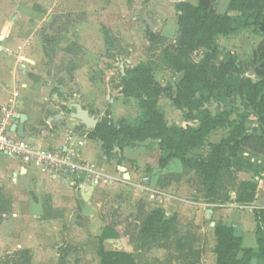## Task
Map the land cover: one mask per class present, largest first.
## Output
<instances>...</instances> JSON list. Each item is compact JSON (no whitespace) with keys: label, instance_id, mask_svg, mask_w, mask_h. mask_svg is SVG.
Instances as JSON below:
<instances>
[{"label":"rangeland","instance_id":"374dc122","mask_svg":"<svg viewBox=\"0 0 264 264\" xmlns=\"http://www.w3.org/2000/svg\"><path fill=\"white\" fill-rule=\"evenodd\" d=\"M66 1L67 8L61 12L55 8L39 20L43 25L32 34L33 41L9 47L5 39L0 38V47H4V50H0V57H12L18 61V64H15L16 71L22 70L19 65L25 63L24 58L37 61L32 70L37 69L43 73L44 83L50 87L51 94L66 104L86 100V95L93 99L91 88L89 89L92 87L90 81L97 87L95 90L97 93L94 95V103L89 100H86V103L87 106L91 105L92 115L100 120L110 116L112 121L125 119L131 124L139 123V102L127 98L123 88L124 77H129L132 69L141 63L152 66L156 80L164 89L176 92L182 74L166 64L164 53L177 44L179 28L176 5L182 0ZM185 2L197 5L199 0ZM227 3L228 0H225V5ZM223 7V0H215L214 8L217 12L222 13ZM10 34L7 29L0 28V36L10 38ZM152 35L159 39L157 45L150 42ZM50 37L52 40H49ZM244 37L247 40L241 47V43L230 44L225 38H219L221 57H228L235 49H240V54L237 52L234 54L248 71L247 76L254 77L255 69L264 63V59L256 54L258 44L248 43L249 35ZM43 51H46L45 57H31L35 56V53L42 54ZM204 53L202 50L195 53V59L199 61ZM27 73L32 74L30 69ZM102 98L106 100L100 106V110L96 107L95 101ZM205 107L213 114L231 108L244 111L240 101L229 100L222 95L207 101ZM159 108L168 123L183 127L188 125L187 111L176 109L167 97L160 99ZM227 135L228 129L218 130L207 141L205 148L192 152L189 157L192 160L205 158L211 141H217ZM147 173L145 172V175ZM169 177L182 179L193 186L197 193L189 194L188 198L198 205L166 204V200L159 198L154 201L151 192L131 185L134 187H126L118 196L100 203L101 223L96 222L97 225L94 227L79 205L75 212L73 210L67 215V220L61 223V228H55L54 233L50 234L47 244L52 252L33 254L32 264H100L97 253L100 245L98 234L101 228L108 224H114L122 238L105 245V249L131 252L137 264H218L215 225L223 224L230 218L214 216L207 210L215 207L202 205L208 202L202 194L200 180L193 172L184 171L181 175L174 174ZM170 178H164L162 183L166 184ZM61 183L66 187L69 185L65 180H61ZM238 183V178L237 181L229 178L223 194L231 197V194L237 191ZM151 202L154 204L151 205ZM160 207L165 210L167 218L174 219L175 224L168 232L150 240L145 239L141 234L142 224L154 208ZM1 212L8 217L14 214L4 190L0 191V214ZM22 214L33 215L32 212ZM246 215L247 213L242 217L246 229L256 231V221L254 223ZM232 221L235 223V217ZM255 239L253 235L244 237V246L255 247ZM37 243L40 246L46 244L40 238ZM60 245H63V248H60ZM14 256L0 254V264H10L15 259ZM258 261L254 259L251 264H257Z\"/></svg>","mask_w":264,"mask_h":264},{"label":"trees","instance_id":"16d2710c","mask_svg":"<svg viewBox=\"0 0 264 264\" xmlns=\"http://www.w3.org/2000/svg\"><path fill=\"white\" fill-rule=\"evenodd\" d=\"M214 3L215 0H199L197 5L183 1L176 5L178 40L176 46L164 53L166 64L182 74L176 92L164 89L156 80L152 66L141 63L132 69L129 77H124L123 88L127 98L139 102L142 110L139 123L132 125L122 119L115 124L105 116L88 134L90 139L102 142L107 157L116 147L123 151L157 142L162 152L160 168L173 161L181 162L186 172H194L199 178L204 198L210 204L229 201L230 197L223 194L229 178L237 181V170L251 166L241 153L251 139L248 123L252 116L262 126L258 138L264 141V63L255 69L254 77H249L235 55L221 57L218 44L219 37L235 35L242 28L255 26L257 32H264V0H229L223 14L215 10ZM150 42L157 45L159 39L152 35ZM201 50L205 53L198 61L194 55ZM260 51L264 56L263 44ZM217 95L240 101L244 111L231 108L213 114L205 103ZM162 97L170 99L176 109L187 111L186 127L168 123L159 108ZM220 129H228V135L219 143L209 144L205 158L192 160L189 155L205 148L208 138ZM262 172L257 171L260 180L264 179ZM236 188V201L241 205H253L258 192L264 190L257 181H242ZM253 213L257 224L256 248L244 246L243 237L237 235L233 226L215 225L218 264H251L254 259L264 263V208H255ZM174 224V219L167 218L165 210L158 208L144 220L141 234L150 240L168 232ZM121 238L114 224L105 226L98 249L100 264H137L131 252L105 249V241ZM14 255L10 264L33 262L29 250Z\"/></svg>","mask_w":264,"mask_h":264},{"label":"crops","instance_id":"0c3cea01","mask_svg":"<svg viewBox=\"0 0 264 264\" xmlns=\"http://www.w3.org/2000/svg\"><path fill=\"white\" fill-rule=\"evenodd\" d=\"M182 1L185 2V0ZM223 2V12L218 11L220 14L225 13L229 5V0L226 5L225 0ZM67 7L66 0H0V28L7 29L11 33L10 38L7 36H0V38L5 39L9 47L31 42L34 40V35H32L34 31L40 28V25L41 27L43 25L42 21L39 20L43 19L46 13H51L55 8L58 12H61L62 9L64 10ZM245 35H249L250 40H248V43L258 44L256 54L259 57H264L259 51L260 44L264 45V32H257L255 26L242 28L235 35L219 38H225L230 44L241 43V47L246 43L247 38L244 37ZM0 50H4V47H0ZM234 52L241 53L240 49H235ZM234 52L233 55H235ZM34 55L31 57H45L46 51ZM26 59L24 58L25 63L19 65L22 70L16 71L15 64L17 65L18 61L12 57H0V105L12 104L20 117H26L25 121H21L24 133L34 138L36 145L61 148L71 138V142L78 147L83 159L96 165L101 170L102 175L93 188L89 201H85L70 185L68 187L62 185L60 179H54L34 167L25 168L21 162L15 159L0 157V191L4 190L7 194L10 208L14 211V214L10 217L0 214L1 255L15 254L25 250H29L32 256L37 253L49 254L52 252L51 247L47 244L49 243L50 234L54 233L55 228L60 229L61 223L67 220V215L73 210L75 212L79 205L85 215L88 216L91 226L94 227L97 225L96 222L101 223L99 219L100 203L118 196L126 187L131 185L143 190L137 186L142 177L150 179L148 188L152 187L155 191L154 201L159 198V200H166V204L198 205V203H194L188 198L189 194L197 193L193 186L182 179L169 177V175L174 174L181 175L186 171L181 162L173 161L166 168H160L159 161L162 152L157 142H147L135 147H127L123 151L116 147L109 157L105 156L102 151V142L90 139L88 137L90 131L79 120L71 118V114L75 112V109H72L73 103L66 104L60 101L57 96L52 95L50 87L44 83L43 73L38 72L37 69L32 70L37 61ZM29 69L35 75H29L27 73ZM89 84L92 86L89 89L91 88L93 99L86 95V100L93 102L97 87L90 81ZM86 100H80L79 103L92 115L91 105L87 106ZM104 100L106 98L95 101L96 107L100 110ZM110 102L112 103V101ZM141 115L142 110L140 109V117ZM58 116L61 119L58 120ZM120 120L115 119L113 122L118 124ZM48 123L52 125V129L48 128ZM42 128H46L48 131L44 135L41 134ZM248 128L251 139L243 149L241 156L244 161L250 162L251 166L250 168L237 170L238 179L239 182L257 181L264 187V179L260 180L257 174V171L264 172V141L258 138V135L262 132V126L253 117L248 123ZM211 137L212 135L208 140ZM222 139L211 141V143H219ZM145 172H148L147 175H145ZM166 177L170 179L164 184L162 180ZM236 199V192H233L227 202L205 203L202 205L215 207V209L207 210L214 216L229 217L230 219H226L223 224L233 226L237 235L243 237V239L252 235L256 238V231L246 229L242 217L247 213V218H251L255 223L253 212L255 208H264V190L258 192L253 205H241L237 203ZM152 204L154 203L151 202ZM160 208L163 209V207ZM22 212L26 214L32 212L33 215L26 216ZM233 217H235V223L232 221ZM101 218L104 219L103 216ZM29 223L32 224L29 226ZM104 228L105 226L101 228L98 234L99 244ZM39 238L46 244L40 246L37 243ZM114 241H105L104 247L114 243ZM60 246V248H63V245ZM256 247L257 242L255 247L252 246V248ZM98 261L100 263V258ZM257 264L264 263L258 261Z\"/></svg>","mask_w":264,"mask_h":264},{"label":"built area","instance_id":"2783aa9c","mask_svg":"<svg viewBox=\"0 0 264 264\" xmlns=\"http://www.w3.org/2000/svg\"><path fill=\"white\" fill-rule=\"evenodd\" d=\"M20 121V115L12 104L0 105V157L15 159L25 168L34 167L54 179L67 181L83 199L82 194L96 186L102 175L101 170L83 159L71 138L61 148H49L36 145L35 139L27 135L20 137L13 130L14 125ZM47 126L52 129L50 123ZM47 132L46 128H42V135ZM149 183L148 177H142L137 186L151 192V197L155 198V191L148 188Z\"/></svg>","mask_w":264,"mask_h":264},{"label":"water","instance_id":"95a60500","mask_svg":"<svg viewBox=\"0 0 264 264\" xmlns=\"http://www.w3.org/2000/svg\"><path fill=\"white\" fill-rule=\"evenodd\" d=\"M72 109H75V112L71 114L72 119L79 120L82 123V125H84L87 128L88 131H93L97 128L100 119L94 115H91L90 112L87 109H84L80 103L72 104ZM20 119L21 121H25L26 117H20ZM57 119L59 120L61 119V117L58 116ZM21 121L16 123V125H14L13 130L15 132H18L20 137H24L25 136L24 127ZM92 191H93V187H91L89 191L84 192L82 194V197L85 201H89V197L91 196Z\"/></svg>","mask_w":264,"mask_h":264}]
</instances>
